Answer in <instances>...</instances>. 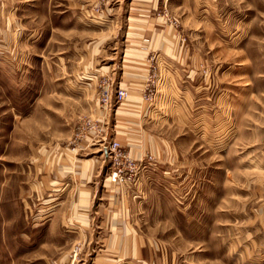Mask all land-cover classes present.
Returning a JSON list of instances; mask_svg holds the SVG:
<instances>
[{
    "label": "rangeland",
    "instance_id": "obj_1",
    "mask_svg": "<svg viewBox=\"0 0 264 264\" xmlns=\"http://www.w3.org/2000/svg\"><path fill=\"white\" fill-rule=\"evenodd\" d=\"M0 264H264V0H0Z\"/></svg>",
    "mask_w": 264,
    "mask_h": 264
},
{
    "label": "built area",
    "instance_id": "obj_2",
    "mask_svg": "<svg viewBox=\"0 0 264 264\" xmlns=\"http://www.w3.org/2000/svg\"><path fill=\"white\" fill-rule=\"evenodd\" d=\"M118 95H119V98H124V96H125L126 94H125L124 91L120 90V91L118 92ZM117 146H118V145L115 143V144H113L112 146H109V147L106 146L105 149H107V150L109 149V151L112 152V151H114V150L117 149Z\"/></svg>",
    "mask_w": 264,
    "mask_h": 264
},
{
    "label": "crops",
    "instance_id": "obj_3",
    "mask_svg": "<svg viewBox=\"0 0 264 264\" xmlns=\"http://www.w3.org/2000/svg\"><path fill=\"white\" fill-rule=\"evenodd\" d=\"M6 34H7V31H6Z\"/></svg>",
    "mask_w": 264,
    "mask_h": 264
}]
</instances>
